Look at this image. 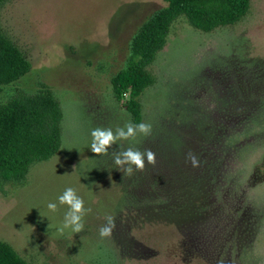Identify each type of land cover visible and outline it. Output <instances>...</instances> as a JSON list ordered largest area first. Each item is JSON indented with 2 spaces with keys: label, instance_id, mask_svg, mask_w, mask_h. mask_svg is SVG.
<instances>
[{
  "label": "rangeland",
  "instance_id": "rangeland-1",
  "mask_svg": "<svg viewBox=\"0 0 264 264\" xmlns=\"http://www.w3.org/2000/svg\"><path fill=\"white\" fill-rule=\"evenodd\" d=\"M163 0H0V35L31 62L4 87L49 88L62 111V143L21 183L0 177V241L28 264H264V0L233 26L203 32L184 16L147 68L140 98L149 136L93 153L91 130L131 122L111 79L127 68L130 43ZM133 124V123H132ZM132 146L156 155L131 175L111 153ZM200 160L193 167L187 154ZM72 187L84 230L59 228ZM56 203L51 212L48 203ZM111 215L115 229L99 235Z\"/></svg>",
  "mask_w": 264,
  "mask_h": 264
},
{
  "label": "trees",
  "instance_id": "trees-1",
  "mask_svg": "<svg viewBox=\"0 0 264 264\" xmlns=\"http://www.w3.org/2000/svg\"><path fill=\"white\" fill-rule=\"evenodd\" d=\"M165 7L155 11L140 27L130 43L127 68L111 79L115 98L123 102L132 123L143 120L140 98L152 86L147 68L166 46L172 24L181 16L203 32L233 26L250 9L251 0H163ZM31 62L6 37L0 35V95L4 87L30 73ZM62 111L52 91L41 86L31 94L17 93L0 104V177L8 183H21L31 165L56 155L61 147ZM0 264H28L8 243L0 241Z\"/></svg>",
  "mask_w": 264,
  "mask_h": 264
},
{
  "label": "clouds",
  "instance_id": "clouds-1",
  "mask_svg": "<svg viewBox=\"0 0 264 264\" xmlns=\"http://www.w3.org/2000/svg\"><path fill=\"white\" fill-rule=\"evenodd\" d=\"M152 132V125L150 123L141 122L139 124L126 123L123 127H117L113 131L110 127H96L91 130L92 142L90 149L93 153L99 155H108L109 149L117 144L120 140L134 139L137 134L149 136ZM113 161L121 172L127 175L133 173V166L138 171H143L145 168V159L148 164H156V155L151 149H144L143 151L138 148L129 146L128 148L120 147L119 151L111 153ZM187 160L190 161L193 167L200 166V160L195 153L189 152ZM59 204L67 205L68 211L65 213L64 221L59 228V232L63 234L65 229H71L74 233H81L84 230V216L91 212V209H85L84 200L77 195L74 188L68 187L64 190L63 194L58 197ZM48 209L51 212L57 210L56 203H48ZM106 223L99 229V235L102 238L110 237L115 229V220L111 215L105 217Z\"/></svg>",
  "mask_w": 264,
  "mask_h": 264
},
{
  "label": "built area",
  "instance_id": "built-area-1",
  "mask_svg": "<svg viewBox=\"0 0 264 264\" xmlns=\"http://www.w3.org/2000/svg\"><path fill=\"white\" fill-rule=\"evenodd\" d=\"M125 96H128V95H125Z\"/></svg>",
  "mask_w": 264,
  "mask_h": 264
}]
</instances>
